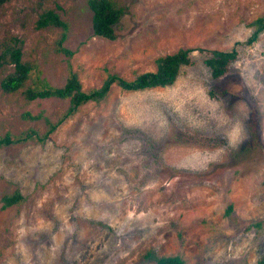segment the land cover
I'll return each instance as SVG.
<instances>
[{
    "label": "rangeland",
    "instance_id": "1",
    "mask_svg": "<svg viewBox=\"0 0 264 264\" xmlns=\"http://www.w3.org/2000/svg\"><path fill=\"white\" fill-rule=\"evenodd\" d=\"M88 1L0 5V137L28 129L43 135L69 104L4 92L13 48L49 85L63 86L73 71L83 91L109 75L131 81L154 72L158 58L178 50H189L192 64L170 87L112 86L104 101L80 107L43 145L0 148V264H155L163 256L258 264L264 31L253 44L246 40L250 24L264 16V0H111L122 11L111 40L93 34ZM47 11L65 32L37 28ZM63 33L69 54L58 49ZM233 49L237 58L213 79L204 61ZM15 192L24 200L3 208L2 199Z\"/></svg>",
    "mask_w": 264,
    "mask_h": 264
},
{
    "label": "trees",
    "instance_id": "2",
    "mask_svg": "<svg viewBox=\"0 0 264 264\" xmlns=\"http://www.w3.org/2000/svg\"><path fill=\"white\" fill-rule=\"evenodd\" d=\"M8 1L0 0V5ZM88 6L92 12L93 34L110 40L114 39V26L120 19L121 9L111 0H89ZM36 25L37 28L57 26L61 27L64 32L67 30V25L52 11L43 13L37 20ZM250 26L253 30L246 40V45L253 44L257 40V37L264 31V16L255 19ZM64 38L65 34L63 33L61 39L58 41V49L61 52L69 54L61 46ZM189 54V50H178L173 54L158 58L154 72L142 73L131 81L124 80L116 75H109L99 88L83 91L78 76L73 71H69L63 86L53 87L49 85L39 78L38 73L34 71L31 65L21 62V49L19 47L13 48L9 52V62L13 65V72L1 81L2 90L6 93H17L19 90H23L22 95L29 102L37 99L54 98L68 100L69 104L56 123L47 122V129L43 135H39L32 129L23 131L16 136L7 133L5 136L0 137V148L27 142L43 145L61 124L78 112L80 107L89 102L100 103L104 101L114 85L127 92L170 87L179 76L180 68L192 64ZM236 58L237 53L234 49L228 52L212 51L210 57L204 63L210 69L211 77L218 79L225 75L229 66ZM28 79H33V81L30 86L25 88ZM255 146L260 147V141H255ZM262 153L259 154L263 158L262 160H264V153ZM257 159L261 160L258 157ZM2 200L4 208L21 203L24 198L18 192H15L12 195L4 197ZM230 211L231 205L227 207L226 214H229ZM258 225L259 223L252 226L257 227ZM154 261L155 264H185L180 256L154 257ZM258 264H264V256Z\"/></svg>",
    "mask_w": 264,
    "mask_h": 264
}]
</instances>
